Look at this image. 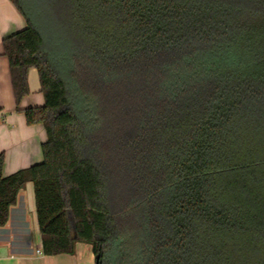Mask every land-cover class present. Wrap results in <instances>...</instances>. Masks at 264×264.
<instances>
[{
  "label": "trees",
  "instance_id": "trees-1",
  "mask_svg": "<svg viewBox=\"0 0 264 264\" xmlns=\"http://www.w3.org/2000/svg\"><path fill=\"white\" fill-rule=\"evenodd\" d=\"M40 1L63 37L12 0L3 46L47 140L8 176L0 153V226L32 182L45 255L264 264V0ZM32 67L45 104L21 109Z\"/></svg>",
  "mask_w": 264,
  "mask_h": 264
},
{
  "label": "crops",
  "instance_id": "crops-1",
  "mask_svg": "<svg viewBox=\"0 0 264 264\" xmlns=\"http://www.w3.org/2000/svg\"><path fill=\"white\" fill-rule=\"evenodd\" d=\"M26 25L12 0H0V153L5 156V176L42 162V145L47 140L44 125H29L25 113L17 110L10 63L4 52V38ZM28 82L30 93L22 99L20 108L44 105L37 68L29 69ZM37 250H42V240L34 185L28 182L11 206L8 222L0 226V264H96L93 247L85 242H78L73 254L45 255Z\"/></svg>",
  "mask_w": 264,
  "mask_h": 264
},
{
  "label": "rangeland",
  "instance_id": "rangeland-1",
  "mask_svg": "<svg viewBox=\"0 0 264 264\" xmlns=\"http://www.w3.org/2000/svg\"><path fill=\"white\" fill-rule=\"evenodd\" d=\"M27 7L30 10L31 14L36 17V19L39 21V23L44 27L45 31H47L50 39L55 38L56 36H62V32L59 28H53L51 25L50 15L48 14V11L42 1L40 0H25ZM34 17V18H35ZM65 42L58 43L54 45L53 52L58 54V52L65 49Z\"/></svg>",
  "mask_w": 264,
  "mask_h": 264
},
{
  "label": "built area",
  "instance_id": "built-area-1",
  "mask_svg": "<svg viewBox=\"0 0 264 264\" xmlns=\"http://www.w3.org/2000/svg\"><path fill=\"white\" fill-rule=\"evenodd\" d=\"M37 252H38V253H41V251H40V250H37Z\"/></svg>",
  "mask_w": 264,
  "mask_h": 264
}]
</instances>
